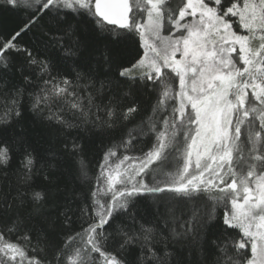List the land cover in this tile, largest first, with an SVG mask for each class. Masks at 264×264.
Here are the masks:
<instances>
[{
	"label": "snow or ice",
	"instance_id": "obj_1",
	"mask_svg": "<svg viewBox=\"0 0 264 264\" xmlns=\"http://www.w3.org/2000/svg\"><path fill=\"white\" fill-rule=\"evenodd\" d=\"M0 8L26 17L0 34V125L27 111L41 126L35 141L0 135V173L16 176L0 208V264H172L173 246L207 247L211 264H264V0ZM45 17L55 62L21 43ZM88 24L105 44L85 55ZM45 130L59 151L37 152ZM88 136L102 144L94 174ZM73 163L88 191L66 201Z\"/></svg>",
	"mask_w": 264,
	"mask_h": 264
},
{
	"label": "trees",
	"instance_id": "obj_2",
	"mask_svg": "<svg viewBox=\"0 0 264 264\" xmlns=\"http://www.w3.org/2000/svg\"><path fill=\"white\" fill-rule=\"evenodd\" d=\"M25 18L26 17L21 13L6 8H0V34L7 35L13 29H16ZM93 27L92 24L84 25L83 30L78 32V36L84 45L85 55H87L90 44L95 45L96 47H102L105 44L102 37H98L94 34L92 31ZM55 33H57L55 24L49 18L45 17L33 26L32 30L23 37L21 43L28 45L33 53L38 55L39 58L49 57L55 62L61 55L60 49L58 47H53L50 43V41L59 38L58 34L54 36ZM13 71L15 72V69H13ZM101 78H103V74H101ZM13 79H19V75L16 74ZM144 103L145 105L151 103V99L147 94L144 96ZM144 114L146 115L147 113L145 112ZM21 129L24 130L30 141H35V132L41 130V126L39 125L37 118L25 111L24 119L18 124L14 123L7 129L0 125V135L10 136L14 132H19ZM45 131L47 132V138L40 141L39 144L34 143L37 152L43 153L48 148L59 151L61 143L55 132L50 130ZM75 134L76 132L73 130V135ZM84 144L86 147V159L89 164L90 174H94L102 150L101 138L99 136H88V138L85 139ZM65 172L67 173V170H65ZM78 175L77 167L73 163L71 166V172L65 175L64 181L61 185L62 198L66 201H71L73 197H76L77 199L82 198L85 192L88 191L87 188L82 187L79 179H77ZM15 181L16 176L11 172L7 177H5L3 173H0V208H2L4 195L8 192L10 185L14 184ZM39 182V179H37V183ZM147 218L151 219V216L149 215ZM214 231V229L209 230V240L212 238ZM172 250L175 253L172 264H177L178 261H184V264H211V258L207 247L203 252L195 249L191 251L187 248L180 249L178 246H173Z\"/></svg>",
	"mask_w": 264,
	"mask_h": 264
}]
</instances>
